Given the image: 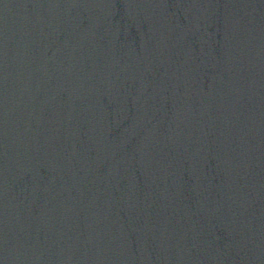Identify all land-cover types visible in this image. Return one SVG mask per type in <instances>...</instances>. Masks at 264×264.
<instances>
[{"label": "water", "instance_id": "obj_1", "mask_svg": "<svg viewBox=\"0 0 264 264\" xmlns=\"http://www.w3.org/2000/svg\"><path fill=\"white\" fill-rule=\"evenodd\" d=\"M264 142V0H0V264H233Z\"/></svg>", "mask_w": 264, "mask_h": 264}]
</instances>
